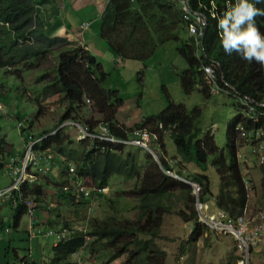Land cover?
Returning <instances> with one entry per match:
<instances>
[{
    "label": "trees",
    "instance_id": "trees-1",
    "mask_svg": "<svg viewBox=\"0 0 264 264\" xmlns=\"http://www.w3.org/2000/svg\"><path fill=\"white\" fill-rule=\"evenodd\" d=\"M226 1L190 0L196 10L210 7L211 2L220 7ZM250 2L264 11V0ZM36 4L41 5L42 1L0 0V68L13 65L20 59H30L35 66L43 65L55 51L51 49L55 46L58 49L57 63L50 92L57 94V99L65 106L60 121L73 116L96 134L102 122L108 126L111 135L123 140L131 137L135 128L158 136L153 147L155 150L158 148L159 162L150 155L141 157L140 147L96 139L77 142L64 130L49 139V144L54 143L55 151L65 156L66 164L73 166L71 169L66 165V172L74 176V180L88 179L98 187L116 186L113 178L121 180L123 185L132 182L131 189L118 188L113 198L102 199L106 209L104 216L92 219L89 224L90 235L94 239L86 244L82 236H77L54 247L53 264L67 261L88 245L92 254H103L105 264L120 258H125L123 264H165L167 253L157 242L161 238L165 216L174 212L184 221L194 222L189 240L196 243L205 233V228L197 223L192 188L165 171H176V174L199 183L202 201L213 198L215 204L232 218L248 209L251 192L237 156L235 126L240 121L239 116L228 123L227 137L222 144L216 141L210 130L203 129L201 108L188 109L172 100L158 114L127 127L117 118L124 100L118 90L106 86L108 73L101 63L84 45L50 37ZM110 6L113 8V21L111 24L103 23L100 37L116 56L140 61L147 68V61L157 47L176 43V50L186 63V68L179 74L182 91L190 95L199 88L198 85H203L199 92L204 98H209V83L199 72L201 63L195 57L191 38L183 37L187 34L186 24L182 22L176 5L167 0H110ZM255 24L264 34V15H257ZM205 45L208 56L221 64L218 69L220 76L223 75L242 94L264 100V68L255 61L243 59L239 53L227 54L212 22ZM140 72L144 73V69ZM85 98L93 101L101 120L78 118ZM167 132L179 156L176 166L168 162L162 151L161 143ZM3 143L5 140L0 142V148ZM191 163L202 171H206L209 165L216 170L220 179L216 195L212 193L211 180L206 174L185 173V166ZM72 190L67 199L75 202L79 197L74 188ZM127 198L134 200L135 204L128 203ZM181 202L183 205L179 206ZM133 210L137 214L130 218L127 215ZM64 226L68 227V223L64 222ZM238 258L233 257L228 264H236Z\"/></svg>",
    "mask_w": 264,
    "mask_h": 264
},
{
    "label": "rangeland",
    "instance_id": "rangeland-1",
    "mask_svg": "<svg viewBox=\"0 0 264 264\" xmlns=\"http://www.w3.org/2000/svg\"><path fill=\"white\" fill-rule=\"evenodd\" d=\"M49 1L45 0L44 3L48 5ZM45 28H47L46 25ZM183 37L187 38L188 35L185 34ZM76 45H78V42ZM51 49L55 51L51 53L48 61L42 66V69L48 71L47 81L53 79V72L57 63V48L53 46ZM109 56L110 54L100 59L104 71L108 73L106 86L118 90L124 100L123 106L119 108V116L127 125L133 127L144 118L158 114L167 107L169 100H172L176 103L184 104L188 109L195 107L201 108L204 114L203 128L215 134L216 141L219 144L225 143L228 123L238 116L239 109L234 105V100L225 95L211 96L207 99L198 90L190 95L184 94L180 84L179 74L186 68V63L177 52L176 43H168L157 47L153 56L147 61V68L143 67L142 62L136 60L124 61L121 67H117L116 62H114L116 55L115 57L113 55L114 60L112 54L111 57ZM141 69H144V73H139ZM0 75V104H3L7 108L9 114H12V111L15 110L19 118H7L0 114V141L1 139H5L9 144L6 150L9 151L13 148L16 151L17 148L20 149L23 147L21 131L17 128L19 121L24 120L27 116L31 120L34 119L40 107L36 100L38 98L42 104L46 102L47 99H44V97L50 90L51 84L48 86L45 84L44 76L38 70L25 72L23 78H19L13 74H7L5 70L0 71ZM26 92L32 95V99L27 96ZM90 103L86 109L84 107V110L81 111L78 118L81 120H90L92 118L94 120H101L102 118L94 106H92V102ZM48 104H50V108H56V113H51L52 110L49 106H46V117L44 116L40 121L34 122V131L38 132L43 131V129L52 128L65 111L63 110L65 106L61 105L59 101L50 100ZM30 125L31 122H24V128H29ZM27 132H30V130L27 129ZM68 132L75 140L78 135V129L71 128ZM161 144L163 154L168 162L176 166L175 164L179 156L169 133L165 134ZM240 150L243 153L242 159L245 156L248 158L247 162L241 164L243 174L249 181V187L251 189L247 213L256 214V212L258 213L264 209V168L257 163L258 161L251 154V149L248 150L246 155L245 149ZM4 152L6 153L5 150ZM147 155L152 156L148 151L142 149L141 157H146ZM153 158L155 159L156 157L153 155ZM174 172L176 173V171ZM185 172L187 175L195 173L206 174L211 180L212 191L218 192L220 179L216 170L211 165L208 166L206 171H202L198 165L191 163L185 166ZM61 181L62 179L59 182ZM112 181L116 186H110L107 195L94 196V204L92 202L89 208L87 204H79L77 206L78 208H83V217H91V219L103 217L106 209L104 210L103 208L104 201L102 199L104 197L106 199L113 198L118 188L131 189L132 182L123 185L121 180L113 178ZM70 182L73 183L72 180ZM8 183L9 178L7 177L5 169L0 164V188ZM83 184L91 186L92 182L85 179ZM48 186L52 190L51 192L48 190L45 191V203L51 199L54 202L50 206L51 209L62 216L68 213L71 215L74 211L72 207H66L56 202V191L61 185L56 187L53 182L49 181ZM176 198L178 199L177 196ZM212 200L210 199V201ZM127 202L131 203V205L135 204L134 200H129L128 198ZM182 205L181 202L179 206ZM45 212L49 215L47 211ZM136 214L137 212L133 210L127 216L135 218ZM15 215L16 210L11 209V207H0V264H20V259L28 256L29 247L32 248L34 256V259L30 261L31 263L51 264L53 238L40 236L30 244L27 240V230H25L28 217L23 216L21 225L17 228L15 227ZM7 228H11L12 230L10 236L6 233ZM189 237L190 233L185 226V222L177 213L174 212L165 216L161 229V238L157 242L161 249L167 253L165 264H228L229 260L238 256L231 236L205 230L204 235L197 243L190 242ZM83 251L84 253L79 259L82 262L81 264H105L106 259L103 254H93V257H91L89 250ZM124 261L125 258H122L110 264H122ZM251 263H264L263 245L253 250Z\"/></svg>",
    "mask_w": 264,
    "mask_h": 264
},
{
    "label": "clouds",
    "instance_id": "clouds-1",
    "mask_svg": "<svg viewBox=\"0 0 264 264\" xmlns=\"http://www.w3.org/2000/svg\"><path fill=\"white\" fill-rule=\"evenodd\" d=\"M41 1H42L41 5H44L45 0H34V2H37V3L38 2L41 3ZM104 1H107V3H108L107 5H110V0H104ZM167 1L171 4L176 5L179 8L180 16L182 17V22L184 24H186L187 35L189 38H191L192 44L194 45V48H195V57L200 61L201 66L203 64H206V60H207V58L209 59L210 56H208L206 51H205V54L207 57L204 58V61H202V59H200L202 53L200 54V57L197 56L200 51H198L196 45L193 43V37L189 34V31L187 28L188 23L186 22V20L184 18V12L190 13V11H191L190 8L192 10H196V9L192 8L190 0H188L190 6L187 4V0H180V2H179V0H176V1L167 0ZM234 2H235V5H234ZM62 3L64 4V2H62ZM41 5L36 4V6L39 10V15L42 12V10L40 8ZM181 5L183 6V9H182ZM212 10H215V17H212V12H211ZM196 11L205 12L206 18L208 19V25L205 29V38H206V34L210 28V23L212 22V23H214V25H215L218 33H219L222 46L224 48V51L227 54L231 55L233 52L239 53L243 59H245L249 62L255 61V62L259 63L262 68H264V34L260 33L258 27L255 24V17L257 15H264V11L257 9L255 7V5L250 2V0H233V1L228 0L226 2H223V4L220 7L218 6L217 3L211 2L210 7H204V10H196ZM40 18H41V16H40ZM41 20H42V18H41ZM197 20L199 21V16H197ZM86 22L88 24H86L87 26L84 28V24ZM44 25H45V23H44ZM88 27H89L88 21H84L81 23L80 28L82 31L81 32L82 36H83V32H85L88 29ZM50 37H53V38L59 37L62 39H66L69 42H76V43L78 42L79 45H84L85 49L87 50V47L84 44L83 39H79V41H75V40L71 41L68 39L67 36L60 37V36H51L50 35ZM205 38H204V44H205ZM197 44H199V40H197ZM205 47H206V45H205ZM210 59H213V58H210ZM213 60H215V59H213ZM124 61H127V60H124L120 56H116L115 62H116L117 67H121L123 65ZM215 61H217V60H215ZM32 63L33 62L30 59L29 60L28 59H20L17 62H15L13 65L2 66V68H0V71L5 70V73H7V74H13L19 78H23V74L25 72L38 70L42 74V76H44L45 84H47V86L49 84H52L51 81L53 79H50V81H47L48 80V71H46L45 69H42V66H44V64L39 65V66H35ZM201 66H200V68H201ZM220 66H221V64H220ZM206 71H207V69H206ZM199 72L205 77V75L200 71V69H199ZM217 74H218V71H217ZM218 76H219V79L221 77L224 78L223 75L220 76L218 74ZM205 79H206V77H205ZM230 85H232V84H230ZM198 87L199 88L198 89L196 88V90L199 91V89H202L203 85H198ZM209 89H210V84H209L208 89H207V94L209 95V97H211V95L209 94ZM26 94L30 99H32V95L29 92H26ZM221 95H225V94H221ZM225 96H228V95H225ZM228 97H230V96H228ZM44 99H47V100L45 103L42 104V103H40V100L37 98L36 102L39 104L40 107H39V110L37 111V114L35 115L34 119L31 120V118L27 116L24 118V120H21L18 123L17 128L21 131V139L23 141V147L22 148H20V149L17 148L16 151L12 148L11 150L8 151V150H6V147L9 144L6 142L5 139H1V141L5 140V143H3L2 147L0 148V152L2 155L0 157V164H1V167L4 168L6 171L7 177L9 178V183L0 188V207L8 206V207H11V209L16 210L15 227H17V228L20 227L21 219L23 218V216L28 217V223L26 225L25 230H27L26 231L27 232V240L30 242V244L33 242V240H36L40 236L46 237V238H53V240H54L53 248L58 247L59 244L66 242V241H69V240H71L77 236H82L85 239L86 244H89L94 239L90 235L91 228H90L89 224H90V221L92 219H91V217L90 218L85 217V216L83 217L82 216L83 208H78L77 206L79 204H82V205L87 204L88 208H89L90 204L94 201V196L107 195L109 193L110 186L98 187V186L94 185L93 183L91 184V186H86L85 184H83L84 180H81L80 178H78V180H74V178H73L74 176H72L70 173L66 172L67 160L65 159V156H63L62 154H58V152L55 151L54 143L49 144V139L53 138L57 133H59V131L64 130V131L68 132V130L71 128H77L78 129V135H77L75 141L76 140L81 141V140H87V139H89V140H93V139L94 140L95 139L101 140V139L89 138V137L84 136L80 129L88 130V131H89V129L84 124H82L83 122L76 120L75 117H73V116L60 121V119L62 117L61 116L59 118L58 122L55 123V125L52 128L46 129V130L43 129V131H38V132L34 131V127H33L34 122L40 121V119L44 116L46 117L45 114L47 113V111L45 110V107L49 106V108H50V104H48V102L50 100L59 101L57 99V94L53 95L50 92V90L46 93V96L44 97ZM86 99H88V98H85V100H84L85 101L84 102L85 109H86V107H88V104L86 103ZM207 99H209V98H207ZM232 99L234 100L235 106L239 109L238 116L240 118V121L235 126V132H236V142L238 144L237 156L239 158V161L242 164L243 162H247L248 158H246V156H245V158L242 159L243 153L240 152L241 151L240 149L246 150L245 155L247 154L249 149H251V154H253V152H252L251 145L246 144L245 142H243V140L240 139L239 133H238V127L240 126V124H244V126L247 129H249L251 123L244 119L245 116L243 115V113L241 111V107L239 106V104H237V102L235 101L234 98H232ZM260 101L264 102V100H260ZM91 102H92V106H93L94 103L92 100H91ZM59 103H60V101H59ZM84 107L82 110H84ZM50 109L52 110L51 113H56V108H50ZM58 110H60V109H58ZM63 110H64V108H63ZM51 113H49V114H51ZM0 114L2 116H6L7 118L15 117V118L19 119L15 110L12 111V114H9L7 112V108L3 104H0ZM55 121H57V120L55 119ZM67 121L68 122L69 121H75L76 123H78L80 125V128L75 127V126L73 127V126H70L68 124L64 125L65 122H67ZM24 122H31L30 127L24 128ZM102 126H106L108 128L107 125H105L104 123L101 122L99 124L97 130H100L101 129L100 127H102ZM27 129H29L30 132H27ZM134 130H138V129L135 128ZM108 131H109V128H108ZM141 131H143V130H141ZM100 132H101V130L97 134L94 132H91V133L94 135H99ZM148 132H150V131H148ZM167 133H169V132H167ZM109 135H110V137L115 139V141H107V142L121 143L124 145H128V144L123 143V141L126 139H124V140L118 139V138L114 137L113 135H111L110 131H109ZM152 135L155 136V139L153 141L149 142V149L151 150V152L148 150H146V151H148L152 155V157L154 155L156 157L155 160L157 162H159V158H158V155L156 152L157 150H155V148L153 147V144L155 143L154 141L158 139V136H157V134L156 135L152 134ZM213 135H215V134H213ZM130 138L131 137H129L128 140ZM30 141H35V146L33 148V153H34L35 157L38 158L41 156L45 157V156L50 155V156H52V158H50V160H51L50 162L40 161L39 163H37V166H30L27 169L22 170L23 159L25 157V153L28 149V145H29ZM101 141H105V140H101ZM241 144H243V146H241ZM129 146H133V145H129ZM135 147H138V146H135ZM243 147H245V148L243 149ZM141 149H143V148H141ZM4 150L6 151V153L4 152ZM143 150H145V149H143ZM253 156H254V154H253ZM255 160H256V158H255ZM40 164L48 166V170H46V171L40 170V166H41ZM67 166L71 169L73 168V166L71 164H68ZM261 167H263V166H261ZM165 172L169 176H172L173 178L180 180V181L191 186L192 194L195 197L194 205H195V211H196V216H197V218H196L197 223L200 224L202 227H204L205 230L215 233L214 231H212L211 229H209L208 227H206L200 223L199 213L196 209V204L202 203V204L209 205L211 210H216V209L222 210L215 204V200L213 198H211V199H213L212 201H210V200L202 201V199L200 198V196L202 194L201 185L199 183L195 182L194 180L190 179L189 177L180 176V175L176 174L174 171H165ZM60 179H62L61 182H59ZM71 180L73 181V183L70 182ZM49 181L53 182L56 187H59L61 185V187L59 189H57V191H56V195H57L56 196V202H58L62 205H65L66 207H72L74 209V211L72 212L71 215H69V213H68V214H65L62 216V215H59L58 213H56L50 207L54 204V202H52L51 199H49L48 202L45 203V199H44L45 191L48 190L51 192V190H52L48 186ZM245 181L247 183V187H249V181L247 179ZM194 185H198L200 188V191L197 192ZM73 188H74L76 195L79 197V199L76 200L75 202L74 201L71 202V200L67 199V195H69V193H73V190H72ZM249 190L251 191L250 187H249ZM212 193H213V195H216L218 192L212 191ZM83 201H85V202L88 201V203H85V202L83 203ZM93 204H94V202H93ZM45 211H47L49 213V215H47V213ZM222 211H224V210H222ZM228 217H230V216L228 215ZM96 218L100 219L102 217H100V218L96 217ZM93 219H95V218H93ZM64 222L68 223V227L64 226ZM184 222H185V226L187 227L189 233L191 234L193 232V229H194V222H186V221H184ZM73 225H74V227H73ZM6 233L10 236L12 233L11 228H7ZM202 236H200V238ZM199 239H198V241H199ZM232 240H233V238H232ZM233 242H234V240H233ZM36 245H37V243H36ZM234 245H235V243H234ZM88 246L83 247L80 251L73 254L67 261L57 263V264H81L82 262H80L79 259L82 256V254L84 253L83 250H89L91 257H93V254L91 253ZM235 248H236V246H235ZM238 256H239V253H238ZM33 259H34V256L32 253V248L29 247L28 256H25L24 258L20 259V264H38V263H34V262L31 263L30 261H32ZM52 259H53V256H52ZM120 259H122V258H120ZM120 259H118L116 261H119ZM239 259H240V256L237 259V264L239 262ZM51 264H53V263L51 262Z\"/></svg>",
    "mask_w": 264,
    "mask_h": 264
},
{
    "label": "built area",
    "instance_id": "built-area-1",
    "mask_svg": "<svg viewBox=\"0 0 264 264\" xmlns=\"http://www.w3.org/2000/svg\"><path fill=\"white\" fill-rule=\"evenodd\" d=\"M187 4L189 5L188 0ZM190 10V13H185L183 11L184 18L188 23L187 28L189 34L193 37V43L196 45L198 51H200L197 56L200 57V54L202 53L200 59L204 61V58L207 57L205 54L206 47L204 44V38L208 19L206 18L205 12L192 10L191 8ZM211 12L212 17H215V10H212ZM197 16H199V21L197 20ZM86 24L88 23L86 22L84 24V28L87 26ZM197 40H199V44H197ZM219 67V62L207 58L206 64H203L200 68V71L205 75L210 84L209 94L213 97L225 94L234 98L237 104H239L241 111L245 116L244 119L251 123L249 129H247L244 124H240L238 127L239 137L243 142L251 145L254 157L258 163L264 167V102L257 100L252 96L240 93L223 77L219 79L217 74ZM90 102V99H86L88 105L91 104ZM66 124L80 128V125L75 121H67L64 125ZM100 128L101 132L99 135H94L88 130H80L84 136L89 138L115 141V139L110 137L106 126ZM154 139L155 136L147 130H134L131 138L129 140H124L123 143L138 146L151 152L149 149V142ZM34 146L35 141H30L23 159L22 170L27 169L30 166H37V163L40 161H51L50 158H52V156L50 155L38 158L35 157L33 153ZM40 165V170H48V166ZM194 187L197 192L200 191L198 185H194ZM196 209L199 213V220L202 225L208 227L217 234L228 235L233 238L240 256L238 264H252V251L258 246L264 245V209L258 213L256 212V214L253 212V214H248V210H246L243 214L238 215L235 218L228 217V215L222 210H211L207 204L197 203Z\"/></svg>",
    "mask_w": 264,
    "mask_h": 264
},
{
    "label": "crops",
    "instance_id": "crops-1",
    "mask_svg": "<svg viewBox=\"0 0 264 264\" xmlns=\"http://www.w3.org/2000/svg\"><path fill=\"white\" fill-rule=\"evenodd\" d=\"M63 1L64 4L62 3ZM50 0L48 5H41V18L47 26L46 30L49 31L51 36L60 37L67 36L69 40L79 41L84 40L87 50L94 55L98 61L104 56L110 54L112 57L114 51L110 46L100 37V30L104 22L109 24L113 21V8L107 5L104 0ZM46 14V16H45ZM45 20V21H44ZM84 21L89 22L88 29L81 31V23ZM56 34V35H55ZM113 57V60H114ZM115 62V60H114ZM102 68L103 64L100 61ZM118 120L130 127L120 118L119 112L117 113Z\"/></svg>",
    "mask_w": 264,
    "mask_h": 264
}]
</instances>
